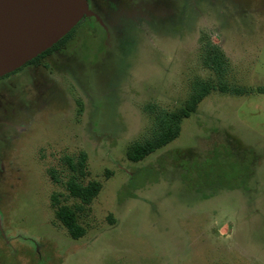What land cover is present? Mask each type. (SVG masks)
Here are the masks:
<instances>
[{
	"label": "rangeland",
	"instance_id": "obj_1",
	"mask_svg": "<svg viewBox=\"0 0 264 264\" xmlns=\"http://www.w3.org/2000/svg\"><path fill=\"white\" fill-rule=\"evenodd\" d=\"M102 1L98 64L52 66L47 94L4 120L0 264H264V0ZM199 92L177 138L128 157ZM95 182L90 204L74 194Z\"/></svg>",
	"mask_w": 264,
	"mask_h": 264
},
{
	"label": "flooded vegetation",
	"instance_id": "obj_2",
	"mask_svg": "<svg viewBox=\"0 0 264 264\" xmlns=\"http://www.w3.org/2000/svg\"><path fill=\"white\" fill-rule=\"evenodd\" d=\"M116 1L127 3L126 0ZM88 8L89 13L52 47L0 76V149L7 140L4 120L19 115L24 104L37 100L34 97L41 98L47 94L52 66L53 70L72 74L73 67L86 69L89 65L94 67L98 64L95 60L101 48L97 44L102 38L111 37L106 21L110 10L105 8V2L98 3V0H88Z\"/></svg>",
	"mask_w": 264,
	"mask_h": 264
},
{
	"label": "water",
	"instance_id": "obj_3",
	"mask_svg": "<svg viewBox=\"0 0 264 264\" xmlns=\"http://www.w3.org/2000/svg\"><path fill=\"white\" fill-rule=\"evenodd\" d=\"M88 13V0H0V76L52 47Z\"/></svg>",
	"mask_w": 264,
	"mask_h": 264
},
{
	"label": "trees",
	"instance_id": "obj_4",
	"mask_svg": "<svg viewBox=\"0 0 264 264\" xmlns=\"http://www.w3.org/2000/svg\"><path fill=\"white\" fill-rule=\"evenodd\" d=\"M67 37V36H66ZM221 53L216 51L214 56L210 59L213 60V64L210 65L212 68L218 70L220 64L222 63L220 57ZM223 58V56H222ZM204 96V92L197 93L193 100L188 103L185 108L181 109L179 113H171V114H164L158 117L159 127L152 133L150 137L145 138L144 141H135L132 143L128 149V157L133 161H140L144 159L146 156L152 154L157 149L165 146L166 144L170 143L172 140L177 138L180 131V123L183 117L189 115V110L195 105L196 102L201 100ZM215 155V154H214ZM217 161L218 168L225 169L228 167L232 170L235 175L241 173L243 175V169L246 167L244 163H235L231 160V163L228 164L227 160L229 158L224 157L223 155L218 154L215 155ZM225 160V161H224ZM241 169V170H239ZM226 172V170H225ZM211 176H215V174L221 175L223 173L215 172L209 173ZM225 174V173H224ZM245 183V181H244ZM88 188L84 189L83 191L74 190V194L80 196L82 200L86 204H90L93 198L99 193L101 189L100 183H92ZM58 218L62 221V223L67 227L69 234L74 239H79L84 234V229L78 224L77 215L74 209L68 206H61L60 209L57 211Z\"/></svg>",
	"mask_w": 264,
	"mask_h": 264
}]
</instances>
